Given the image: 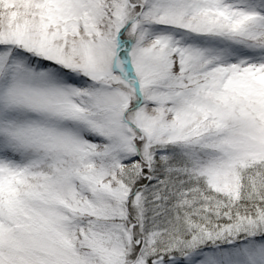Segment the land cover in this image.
I'll use <instances>...</instances> for the list:
<instances>
[{"label": "snow or ice", "instance_id": "obj_1", "mask_svg": "<svg viewBox=\"0 0 264 264\" xmlns=\"http://www.w3.org/2000/svg\"><path fill=\"white\" fill-rule=\"evenodd\" d=\"M0 264H264V0H0Z\"/></svg>", "mask_w": 264, "mask_h": 264}]
</instances>
